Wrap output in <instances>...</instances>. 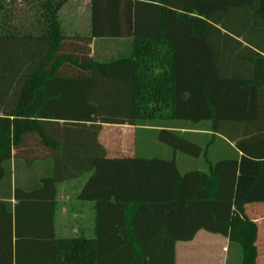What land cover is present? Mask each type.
<instances>
[{
  "label": "trees",
  "instance_id": "obj_1",
  "mask_svg": "<svg viewBox=\"0 0 264 264\" xmlns=\"http://www.w3.org/2000/svg\"><path fill=\"white\" fill-rule=\"evenodd\" d=\"M68 1L0 0V191L14 183L15 201L0 199V264H176L200 231L258 264L264 0H90V32L73 36ZM94 39L130 41L106 57ZM104 126L195 167L108 157ZM85 174L96 237L58 239L57 184Z\"/></svg>",
  "mask_w": 264,
  "mask_h": 264
},
{
  "label": "crops",
  "instance_id": "obj_2",
  "mask_svg": "<svg viewBox=\"0 0 264 264\" xmlns=\"http://www.w3.org/2000/svg\"><path fill=\"white\" fill-rule=\"evenodd\" d=\"M91 3L90 0H87ZM91 15V13H90ZM86 33L73 32V34H67L73 36L75 34L88 35L90 32L91 18L87 24ZM130 39L120 40H100L94 39L92 45V53L98 51V54L104 56L107 53L110 55L123 51V47H128ZM105 127V126H104ZM103 127V139L107 144L104 147L107 150L108 155H113L111 146L106 142L105 130L107 126ZM117 127H122L118 129ZM112 131H117L118 142L125 143V141L132 140V146L127 152L123 154H133L136 149V144L133 140V135L136 133V128L130 126H113ZM122 133V135H120ZM102 134V133H101ZM120 136V137H119ZM120 145V144H119ZM119 151V150H116ZM109 157V156H108ZM133 157V156H131ZM112 158V157H111ZM117 158V157H116ZM119 158V157H118ZM123 158V157H121ZM214 159H218V152L215 153ZM186 167V168H185ZM183 167L184 171H191L195 167L191 161H188L186 166ZM203 169V168H202ZM26 174V173H25ZM29 175V174H28ZM26 174V176H28ZM90 174H85L79 179L70 180L57 184V213L55 219V231L58 239H71V238H87L94 239L95 233V204L92 202H84L78 199V196L83 189L84 185L88 181ZM83 179V182H80ZM14 183L12 184V190L10 195L7 190L0 191V199H6L15 203L14 197ZM247 215L254 220L259 227L258 236V264H264V204H255L247 206ZM65 234H69L71 237H63ZM62 236V237H60ZM234 244H230L229 240L221 235L211 234L206 231H200L195 239L191 242H180L176 245V264H229L231 250ZM234 249V248H233ZM239 262L241 264V255L239 250L237 251Z\"/></svg>",
  "mask_w": 264,
  "mask_h": 264
},
{
  "label": "rangeland",
  "instance_id": "obj_3",
  "mask_svg": "<svg viewBox=\"0 0 264 264\" xmlns=\"http://www.w3.org/2000/svg\"><path fill=\"white\" fill-rule=\"evenodd\" d=\"M90 3L87 0H70L68 3L63 7V9L60 12L61 20L65 29V32L67 34H73V32H79V33H86L87 31V24L90 21L91 15H90ZM104 56L108 57L109 54H103ZM105 59V58H104ZM107 127V126H105ZM104 127V128H105ZM113 126L108 127L105 131L106 136V142H108V136L111 141H109V145L111 146V149L113 155H108L112 158H121V157H131V156H142V157H161L165 159H173L174 157L177 159L178 163L181 165L182 170L184 171V168L188 161H192L189 157L184 156L181 153H174L170 148L167 146L159 144L154 135L150 134L147 131H137L132 136L133 140L135 142V152L133 154H123L129 152L128 150L133 147L132 146V140L125 141V143H117L118 137H117V131H112ZM118 129H121L122 127H117ZM103 132L100 136V141L103 145H107L104 142L103 139ZM122 135V133L120 134ZM123 136V135H122ZM120 137V136H119ZM117 141V142H114ZM120 144V145H119ZM119 150V151H116ZM194 162V161H193ZM186 168V167H185ZM83 182V179L80 181ZM62 237V236H60ZM63 237H71L69 234H65ZM234 248V249H233ZM231 250L230 255V261L229 264H240L238 253L239 250L241 255V249L240 246L234 244V247Z\"/></svg>",
  "mask_w": 264,
  "mask_h": 264
}]
</instances>
